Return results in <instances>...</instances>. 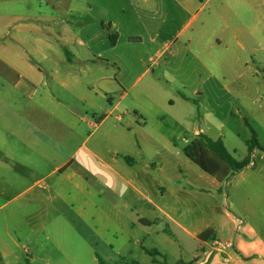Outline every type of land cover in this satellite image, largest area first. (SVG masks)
I'll use <instances>...</instances> for the list:
<instances>
[{
    "label": "rangeland",
    "instance_id": "rangeland-1",
    "mask_svg": "<svg viewBox=\"0 0 264 264\" xmlns=\"http://www.w3.org/2000/svg\"><path fill=\"white\" fill-rule=\"evenodd\" d=\"M16 8L30 12L35 35L92 34L108 21L122 64L109 72L115 90L104 98L79 101L57 88L76 112L69 125L36 110L0 67V264L194 263L168 221L108 164L128 178L126 169L143 171L138 190L193 214L178 216L187 222L223 223L245 194L264 211V0H26ZM158 44L171 51L157 59ZM246 122L262 149L215 192L185 148L203 133L243 161ZM178 183L185 189L172 197Z\"/></svg>",
    "mask_w": 264,
    "mask_h": 264
},
{
    "label": "crops",
    "instance_id": "crops-1",
    "mask_svg": "<svg viewBox=\"0 0 264 264\" xmlns=\"http://www.w3.org/2000/svg\"><path fill=\"white\" fill-rule=\"evenodd\" d=\"M209 1L200 0L204 5ZM23 3H26V0H0V67L9 70L8 76L13 79L10 83L17 91L22 92L26 100L36 106V110L62 124L69 125L76 117V112L74 107H69L58 98L57 88L61 89L63 94H69L84 102L99 97L104 98V95L114 92L113 80L109 72L114 66L122 64L120 63L122 56L115 51L119 47L120 36L112 31L111 23L105 20H101L102 27L92 34L35 35L32 31L37 27L31 23L35 20H30V12L16 10V7ZM182 6L185 8L184 4ZM192 21L189 20L188 27ZM112 34L117 36L114 45L110 39ZM217 42L220 45V40L217 39ZM170 47V44H158L156 58L162 57L167 51L170 53ZM153 62L154 58L150 57L149 66ZM141 65L144 67L145 63L141 62ZM148 72L147 66L145 73ZM116 80L117 90L120 91L123 82L118 78ZM117 106L114 105L111 112L115 111ZM105 120L107 117L100 124ZM115 120L121 121V117L118 116ZM258 153L259 149L254 150L253 156ZM112 160L118 164L117 158ZM251 164L247 167L252 166ZM108 167L140 197L141 201H146L153 207L152 212L156 220L164 218L168 221L171 237L182 249L195 255V262L190 264H264V211L254 208L252 199L250 196L247 197V194L243 205L237 203L235 214L222 212L225 218L223 223L215 220L210 222L203 218L200 220L194 218L187 222L178 216L185 213L193 218V214L176 207L164 208L138 190L135 184L138 183V178L143 179V171L139 174L126 169L125 172L131 175L128 178L121 175L112 165L108 164ZM129 167L134 168L136 165L130 162ZM189 167H192V164ZM181 177L178 174L170 180L175 178L179 181ZM199 178L215 192H220L226 184L202 169ZM185 185L191 186V183L187 182ZM184 189L181 183L173 184L169 193L175 197L176 193H181ZM201 190L209 192V189ZM205 208L209 209V205L206 204ZM142 221L143 225L152 222L146 218H142ZM206 230H211L208 236L212 237V240L230 243V249L203 256L206 244L211 240H202L199 235ZM177 264L185 263L178 261Z\"/></svg>",
    "mask_w": 264,
    "mask_h": 264
},
{
    "label": "trees",
    "instance_id": "trees-1",
    "mask_svg": "<svg viewBox=\"0 0 264 264\" xmlns=\"http://www.w3.org/2000/svg\"><path fill=\"white\" fill-rule=\"evenodd\" d=\"M112 44L116 43L117 36L110 35ZM252 131V138L246 142L248 146L249 155L243 161H237L226 150L221 139L213 141L207 138L203 134H199L196 138L185 148V155L197 164L202 170L211 176L216 177L219 181H226L232 175L242 171L251 163V154L254 150H261L256 133L252 126L246 122ZM130 161V158H126ZM211 230H206L199 235L202 240H212V237L208 236ZM151 256H158L160 252L157 250L146 251ZM99 264H107L102 259L99 260ZM130 264H140L138 262H132Z\"/></svg>",
    "mask_w": 264,
    "mask_h": 264
},
{
    "label": "built area",
    "instance_id": "built-area-1",
    "mask_svg": "<svg viewBox=\"0 0 264 264\" xmlns=\"http://www.w3.org/2000/svg\"><path fill=\"white\" fill-rule=\"evenodd\" d=\"M231 244L218 240H211L206 244V249L203 251V256H208L213 252H223L230 249Z\"/></svg>",
    "mask_w": 264,
    "mask_h": 264
}]
</instances>
